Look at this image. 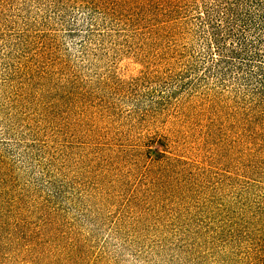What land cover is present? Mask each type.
Masks as SVG:
<instances>
[{"label": "rangeland", "instance_id": "rangeland-1", "mask_svg": "<svg viewBox=\"0 0 264 264\" xmlns=\"http://www.w3.org/2000/svg\"><path fill=\"white\" fill-rule=\"evenodd\" d=\"M115 2L0 0V170L65 248L35 264H264V102L219 60L221 0ZM162 154L198 164L185 200Z\"/></svg>", "mask_w": 264, "mask_h": 264}, {"label": "trees", "instance_id": "trees-1", "mask_svg": "<svg viewBox=\"0 0 264 264\" xmlns=\"http://www.w3.org/2000/svg\"><path fill=\"white\" fill-rule=\"evenodd\" d=\"M105 1V0H103ZM98 0L99 3L103 2ZM115 3L119 1L123 2H138L140 0H115ZM242 1L245 6L244 16L239 17L238 14L232 12L235 8L234 5ZM224 2V3H223ZM222 6V11L218 13V22L216 20L215 27L219 29L222 27L225 33V37H228L230 41V46L227 47L230 56L219 58L220 62L226 63V66L230 64L234 59L239 60L238 66H236L239 71L244 76L245 80L251 82L252 93L257 96L259 101L264 102V52L259 51V46L257 43L264 42V0H221L217 5ZM235 10V9H234ZM216 18V19H217ZM253 31L254 37H250L247 41L245 36L247 32ZM217 33V32H216ZM214 39L219 42V35L215 34ZM218 49L223 53V47L218 46ZM238 58V59H237ZM244 60H242V59ZM150 154H148L149 156ZM151 157V156H149ZM154 158V157H151ZM161 159V160H160ZM156 160V159H152ZM157 163L152 165H157L162 172H167L172 170L175 162L181 164L179 166V171L177 170L180 178L178 184H169V182L162 181V187L160 191H164L166 195H174L180 191V200H185L188 195L189 189L188 182L195 180L196 174H199L196 169L198 164L188 163L182 159H176L167 154H162ZM2 164H0L1 166ZM188 168H191L188 170ZM1 169V168H0ZM173 171V170H172ZM6 174L3 170H0V239L3 236L6 229H8V234L10 237L18 243L23 240L22 246L20 248L23 258L20 260H15V264H35L36 261H40L43 256H47L50 260L52 255L59 253L65 248L59 249L55 245V235L53 234L52 220L47 218L46 214H43L39 220L30 221L26 216L23 215V206L19 204V198L17 196H7L9 193V186L7 185ZM168 177L170 174H167ZM82 192V191H81ZM48 199V198H46ZM46 199L40 201L39 208H44L43 203H46ZM122 220L121 212L115 217L116 226ZM2 244L0 242V248ZM40 248L37 256L27 257V252H32L36 248ZM1 264H6L7 260L1 257ZM5 256V255H3ZM264 257V252L255 256L256 259L259 257ZM47 262H42L41 264H46Z\"/></svg>", "mask_w": 264, "mask_h": 264}]
</instances>
